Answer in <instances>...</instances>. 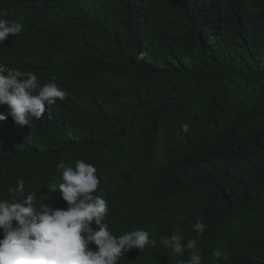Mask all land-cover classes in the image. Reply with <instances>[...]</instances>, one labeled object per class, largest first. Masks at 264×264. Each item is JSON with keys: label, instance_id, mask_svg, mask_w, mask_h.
<instances>
[{"label": "trees", "instance_id": "obj_1", "mask_svg": "<svg viewBox=\"0 0 264 264\" xmlns=\"http://www.w3.org/2000/svg\"><path fill=\"white\" fill-rule=\"evenodd\" d=\"M0 11L23 25L0 67L56 76L67 92L30 127L0 120V198L23 179L37 208H66L50 189L56 165L83 159L111 231L156 240L118 264H187L190 251L161 243L177 230L202 264H264V0H0Z\"/></svg>", "mask_w": 264, "mask_h": 264}, {"label": "clouds", "instance_id": "obj_2", "mask_svg": "<svg viewBox=\"0 0 264 264\" xmlns=\"http://www.w3.org/2000/svg\"><path fill=\"white\" fill-rule=\"evenodd\" d=\"M0 11V45L21 33L23 25L3 18ZM52 76L41 84L33 72L0 67V120L11 116L18 127L32 124L52 108L57 99L64 100L67 92ZM183 132L189 126H181ZM62 182L53 184L67 202L66 208H52L42 203L36 206L35 192L24 194L25 182L19 179L15 188H9L10 199L0 198V264H118L119 259L133 248L141 252L146 246H155L149 231L137 229L115 235L106 220L110 215L108 201L95 195L100 184L97 168L83 159L75 167L64 161L56 165ZM23 197L17 200L16 197ZM197 236L206 225L197 219L193 224ZM161 243L177 255L191 252L187 264H202L201 250L196 239H188L179 230ZM95 245V248L90 245ZM217 258L229 259L227 253L214 251ZM179 264H185L180 261Z\"/></svg>", "mask_w": 264, "mask_h": 264}]
</instances>
